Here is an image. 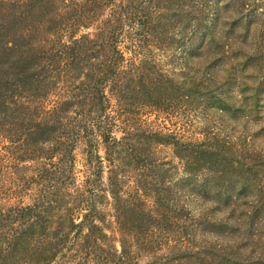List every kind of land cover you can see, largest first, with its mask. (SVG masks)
Returning a JSON list of instances; mask_svg holds the SVG:
<instances>
[{
    "label": "trees",
    "instance_id": "obj_1",
    "mask_svg": "<svg viewBox=\"0 0 264 264\" xmlns=\"http://www.w3.org/2000/svg\"><path fill=\"white\" fill-rule=\"evenodd\" d=\"M177 37L181 58L198 57L204 68L199 82L186 81L190 89H175L147 60L134 59L136 44L164 50ZM125 39L130 61L120 47ZM208 90L230 100L218 105ZM263 94L264 0H0L4 159L15 175L19 165H39L29 177L38 179L30 195L19 178L11 190L0 185V200L16 203L0 204V264H234L223 249L198 245L193 231L171 232L174 218L165 208L173 193L157 186L160 177L153 188L143 175L134 191L120 194L126 191L118 173L160 165L154 152L161 146L171 148L188 175L185 194L206 200L196 173L219 162L212 138L197 142L134 126L117 139L112 129L116 117L142 107L173 112L197 99L204 112L236 114ZM78 154L87 175L75 186ZM106 165L104 190L99 181ZM107 195L113 228L99 209ZM183 218L188 227H204L205 221Z\"/></svg>",
    "mask_w": 264,
    "mask_h": 264
},
{
    "label": "rangeland",
    "instance_id": "obj_2",
    "mask_svg": "<svg viewBox=\"0 0 264 264\" xmlns=\"http://www.w3.org/2000/svg\"><path fill=\"white\" fill-rule=\"evenodd\" d=\"M87 32L91 33L92 31ZM180 44H182L180 37L175 39L170 48L164 50L136 44L134 49L138 54L134 55L135 62L147 60L156 70L163 73L164 78L167 77L171 81L175 89L180 87L190 89L192 86L187 85L186 81L191 77L195 79L196 83L199 82L204 68L202 65H198L201 62L198 57L189 60L182 59V52L179 51ZM127 45L129 46V42L125 39L121 42L120 47L125 53V58L130 61L133 51L127 47L123 48ZM208 91L213 102L217 99L215 103L218 105L230 100L226 98V94L223 96L221 94L222 100L219 101L221 97H219L218 90ZM233 96L238 100L236 93ZM195 100L197 99L186 101L190 105L188 109L185 107L186 104L178 103L175 106L177 109H174L173 112L171 109L167 112L153 111L143 107L136 109L129 115L116 117L112 132L119 139L128 129L131 130L135 126L146 131H159L162 134L192 139L197 142L212 138V144L216 148L214 153H216L219 162L212 167L210 172L203 168L196 173L197 188L207 193L206 200L185 194L183 191L185 180L189 177L184 172L181 163L173 157L171 148L161 146L154 152L155 162L160 165H155L146 173L135 169L134 171L129 167L126 172L123 169L118 173L123 191H126L120 194L125 196L126 193L129 195L134 191L136 184L143 180V175L153 188L155 177L158 179L160 177L164 182L157 186L170 187L173 193V204L168 203V208L167 206L165 208L168 211L167 215L174 218L170 229L173 234L184 233L187 228L195 234L198 245L207 247L206 249H223L226 253L231 254V261L234 264H264V94L257 104L252 103L251 108L246 106L236 114L233 111L222 112L218 109L204 112L200 102ZM48 107L49 104L46 109ZM110 108L112 115L116 116L115 102L112 100ZM3 152V144L0 141V185L11 190L13 184H18L17 178H19L22 180L21 188H23L24 195H30L34 189H38L36 185L38 179L32 178L33 180H31L29 177L35 176L39 165L28 163H24L23 166L19 165L17 175H15L8 161L4 159L5 153ZM98 154L104 156L101 145ZM81 159L82 156L78 154L73 171L76 178L75 186L80 185L87 175L84 174L85 167ZM229 161H233L232 168L228 165ZM30 165L32 167H29ZM109 169L110 167L106 165L99 181L104 190L108 186ZM181 187H183L182 190ZM241 189L242 193L238 194ZM73 190L70 186L69 191L73 192ZM4 191L5 189L0 192L3 194ZM149 195L152 193L150 192ZM107 196L99 209L104 214L105 224L111 225L113 228L111 198L110 195ZM150 197L153 199L152 196ZM149 200L151 199L149 198ZM0 201L4 207L10 206L7 204L15 203L14 199L10 203L4 202L6 198ZM24 203H28L26 198ZM150 203L151 201H147L149 206ZM184 216L186 220L195 218L199 223L205 221L204 227H188ZM250 219L253 220V225L247 227L246 223H250L248 222ZM205 230L210 232H205ZM222 231H225V234H222ZM163 235L165 238L169 236L164 233ZM169 237L171 238V236ZM116 247L120 249L119 243H116ZM213 254L215 252H212ZM209 263L217 264V261ZM140 264H145V261H140Z\"/></svg>",
    "mask_w": 264,
    "mask_h": 264
}]
</instances>
